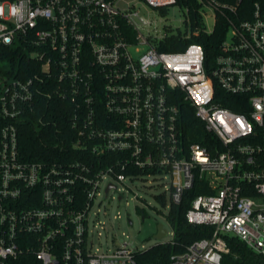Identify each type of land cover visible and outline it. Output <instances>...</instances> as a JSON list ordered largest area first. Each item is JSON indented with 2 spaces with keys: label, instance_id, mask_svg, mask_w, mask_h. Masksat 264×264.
Masks as SVG:
<instances>
[{
  "label": "built area",
  "instance_id": "obj_1",
  "mask_svg": "<svg viewBox=\"0 0 264 264\" xmlns=\"http://www.w3.org/2000/svg\"><path fill=\"white\" fill-rule=\"evenodd\" d=\"M199 1L215 23L217 13L229 23L210 72L200 44L159 51L169 34L152 29L136 3L122 9L126 0H0V48L18 50L36 70L26 78L31 67L13 71L0 60V264L26 256L40 264H138L128 244L94 249L90 213L104 190L109 195L144 176L171 178L170 205H180L196 181L213 193L195 197L186 213L188 223L212 226V237L169 264H223L225 236L264 258V4L241 18V1ZM54 96L71 104L78 134L72 149L94 161L24 160L22 129L38 101ZM181 104L194 109L220 147L189 143Z\"/></svg>",
  "mask_w": 264,
  "mask_h": 264
},
{
  "label": "trees",
  "instance_id": "obj_2",
  "mask_svg": "<svg viewBox=\"0 0 264 264\" xmlns=\"http://www.w3.org/2000/svg\"><path fill=\"white\" fill-rule=\"evenodd\" d=\"M222 4H235L241 1L239 16L248 18L255 3L264 4V0H217ZM177 5L188 9L190 18L191 37L187 38L188 32L171 33L165 40L158 43L156 48L161 52H181L190 44H200L206 54V68L211 71L216 58L221 54V46L229 33V23L227 17L217 13V19L212 32L205 31L206 24L200 12L201 3L199 0H177ZM195 32H199L195 35ZM0 60L5 67L11 70L23 67H34L28 59L19 58V51L10 48H0ZM38 67V66H37ZM28 69L26 78H30L36 70ZM38 69V68H37ZM38 71V70H37ZM217 99L222 91L216 85ZM221 101V100H220ZM222 105L239 112L240 109L221 101ZM180 123L185 136L189 137V143L200 144L211 148L220 147L218 139L208 133L204 123L196 117L194 109L188 104L180 105ZM72 108L70 102L54 96L51 99L45 97L38 101L36 112L30 116L31 121L22 129L21 148L24 160L29 162L38 161H74L86 162L94 161L95 158L83 156L81 151L72 149V142L77 140L78 134L71 131L70 116ZM43 118V124L39 119ZM69 151L68 159L66 158ZM137 175H146L145 172L134 170ZM212 191L206 182L196 181L194 187L186 192L180 205L171 204L166 216L171 225L174 236L169 242L157 244L145 251L137 254L138 264H169L171 257L185 253L187 248L193 243L202 239L211 238L214 228L208 225H193L188 223L186 213L191 208L193 199L199 195H211ZM156 200L167 207V195L156 196ZM229 247V253L224 255L223 264H264V258L250 249L245 243L233 236H225ZM11 264H40L31 256H26L13 261Z\"/></svg>",
  "mask_w": 264,
  "mask_h": 264
},
{
  "label": "rangeland",
  "instance_id": "obj_3",
  "mask_svg": "<svg viewBox=\"0 0 264 264\" xmlns=\"http://www.w3.org/2000/svg\"><path fill=\"white\" fill-rule=\"evenodd\" d=\"M133 3H136V9H140L141 17L150 20V27L157 28L159 35L186 31L190 34L187 8L176 5L156 9L135 0H126L121 3V8L127 9ZM200 12L208 30L212 31L215 25L212 11L201 5ZM170 185V177L144 176L133 181L126 180L109 195L104 190L90 213V242L94 243V249L114 250L128 244L131 249L140 252L171 241L174 232L166 218L170 203L168 201L167 207H164L156 200V196L169 195ZM121 196L123 200H120ZM160 226L168 233L163 241L156 238Z\"/></svg>",
  "mask_w": 264,
  "mask_h": 264
},
{
  "label": "water",
  "instance_id": "obj_4",
  "mask_svg": "<svg viewBox=\"0 0 264 264\" xmlns=\"http://www.w3.org/2000/svg\"><path fill=\"white\" fill-rule=\"evenodd\" d=\"M130 224H132V222H130ZM167 236H168L167 231L162 226H160L159 231H158V235L156 236V238L159 241H163Z\"/></svg>",
  "mask_w": 264,
  "mask_h": 264
}]
</instances>
